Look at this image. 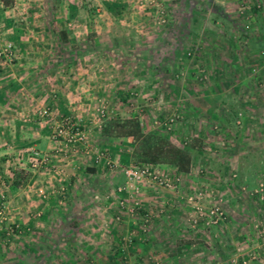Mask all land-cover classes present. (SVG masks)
I'll return each instance as SVG.
<instances>
[{
    "label": "rangeland",
    "instance_id": "1",
    "mask_svg": "<svg viewBox=\"0 0 264 264\" xmlns=\"http://www.w3.org/2000/svg\"><path fill=\"white\" fill-rule=\"evenodd\" d=\"M71 1L76 5L77 0ZM90 1L98 17L110 22L100 28L104 45L122 52L117 55L112 47L111 57L100 60L116 73L110 103L105 96L97 99L92 127L98 138L96 128L81 122L89 152L79 142L58 152L69 165L74 159L82 163H73L80 167L76 175L74 169L56 171L77 182L49 189L52 202L44 203L48 192L43 185L35 206L12 202L11 186L17 180L31 194L29 180L34 176L44 183L47 170L56 169L51 160L33 168L31 147L7 151L0 173V264H264V14L250 10L253 0ZM226 5L227 12L221 8ZM227 18L236 23L228 24ZM14 51L11 59L0 61V77L15 61ZM131 117L144 131H161L189 149V170L133 160L130 136L109 137L113 148L104 146L100 129L105 120ZM4 137L3 148L8 143ZM91 153L99 154L97 161L85 158ZM143 164L167 173L176 188L148 176L136 182V191L119 195L125 169ZM90 166L97 171H88ZM73 193L81 200L74 202ZM123 198L125 206L119 204ZM46 204L53 213L48 220ZM214 205L223 211L218 223L197 218V206L205 213ZM177 213L188 215L180 233L174 230ZM227 221L230 233H221ZM79 224L82 234L37 230ZM93 225L100 233L86 231ZM114 226L119 227L115 236L108 230Z\"/></svg>",
    "mask_w": 264,
    "mask_h": 264
},
{
    "label": "crops",
    "instance_id": "2",
    "mask_svg": "<svg viewBox=\"0 0 264 264\" xmlns=\"http://www.w3.org/2000/svg\"><path fill=\"white\" fill-rule=\"evenodd\" d=\"M90 2L77 0L76 5H72L71 0H13L11 4L5 5L0 0V42H12L15 48V61L5 71L7 73L0 77V136L8 138L4 148L2 144L0 145V173L5 172L8 150L14 152L30 147L48 153L49 160L53 161L51 167L56 169L47 170L44 183L36 181L33 176V179L29 180L32 183L31 194H26L24 191L26 184L21 188L22 183L17 184V180L16 184L11 186L12 202L30 201V204H33L40 199L37 190H40L42 185L48 192L53 186L54 188L61 184L67 186L71 182H77L76 178L65 180L57 173L58 171L62 173L63 168L66 170L68 168L74 169L72 173L76 175V168L80 167L76 163L73 164L77 159L69 165L61 156L62 153H58L65 145L64 138L57 140L51 138L52 119L44 121L37 112L31 114L33 106L38 105V109L49 107L53 117L71 114L88 128L94 129L96 125L92 127V122L97 99L105 96L108 104L110 103L109 95L115 86L116 73L108 61L102 66L100 60L110 58L113 53L112 47L118 49V46L111 43L104 45L107 41L104 39L105 33L101 35L100 28L104 30L110 22L98 17L99 9L96 8L94 1ZM249 5L250 10L256 12V15L264 14V0H253ZM94 8L95 11L92 12ZM221 8H225L226 12L229 9L228 5ZM227 21L228 24L236 23L231 18H227ZM257 23L259 24V20ZM116 52L117 55L122 54L119 49ZM3 72L4 68L0 74ZM97 131V128L93 131L95 138H98ZM102 140L109 150L113 148V140L107 138ZM92 154L85 158L93 162ZM77 163L82 162L79 160ZM87 170L94 173L97 167L90 166ZM58 174L60 177L56 179L55 175ZM53 198L51 190L47 198L44 197V203L52 202ZM71 198L74 202L81 200L74 193ZM35 205L34 203L33 206ZM49 206L51 205L46 204L44 209L46 220L53 215L49 211ZM31 216L34 217V214ZM174 216L177 225L174 226L176 228L174 230L180 233L184 231L183 225L187 224L184 221L188 215L177 213ZM228 224L231 223L227 221L221 233H230ZM83 228L79 224L74 227L45 225L41 229H36L41 230V233L58 231L62 234L74 232L82 234L85 232ZM99 230L100 227L94 225L86 229L90 234L98 233ZM108 230L114 236L119 233L117 226ZM255 231L257 234L260 233L257 229ZM224 240L226 241V238Z\"/></svg>",
    "mask_w": 264,
    "mask_h": 264
},
{
    "label": "built area",
    "instance_id": "3",
    "mask_svg": "<svg viewBox=\"0 0 264 264\" xmlns=\"http://www.w3.org/2000/svg\"><path fill=\"white\" fill-rule=\"evenodd\" d=\"M13 43L6 41V42H0V61H5L7 59H11L13 56ZM101 113H103V110H100ZM37 114L40 118H44L46 120L52 119V129H51V138L54 140L60 139L61 137L64 138V144H74L75 142H79L83 145V149H85V152H89L88 146L85 145V129L82 127L83 124L80 120L73 117L71 114H61L57 117L52 116V111L49 107H43L40 108L37 111ZM100 153V152H99ZM29 157L32 158V161L30 162V165L35 168L38 165V162H41L42 164H45L46 161L50 159V155L48 153L41 154V152L38 149H35L34 147H31L29 149L28 153ZM99 158V154H97L94 157V161H97ZM93 161V162H94ZM125 176L126 180L124 182V185L118 186L117 191L119 195H123L126 192L130 190H137L136 182L140 181L144 177L151 176V178L156 181L158 184L163 185L165 187L174 189L176 188V183L168 178L167 173H155L154 171H151L150 167L147 165H140V166H132L125 169ZM1 198H3V195H1ZM199 198L201 197V193H199ZM188 200H192V197L190 196ZM119 204L121 206H125V198L120 199ZM3 202L0 205V221L2 222V214H3ZM203 207L197 206L196 207V214L197 218L202 219L207 225L216 224L219 222V220L223 216V211L217 207H209V209L206 210L205 213L202 212ZM190 216V215H189ZM197 219H193V222L195 223ZM194 226V225H193Z\"/></svg>",
    "mask_w": 264,
    "mask_h": 264
},
{
    "label": "trees",
    "instance_id": "4",
    "mask_svg": "<svg viewBox=\"0 0 264 264\" xmlns=\"http://www.w3.org/2000/svg\"><path fill=\"white\" fill-rule=\"evenodd\" d=\"M13 0H2L9 5ZM100 134L105 137L130 136L134 140L132 158L137 162L167 163L172 164L178 171L186 172L191 165L189 149L178 146L162 134L161 131L146 132L137 118H108L100 129Z\"/></svg>",
    "mask_w": 264,
    "mask_h": 264
}]
</instances>
